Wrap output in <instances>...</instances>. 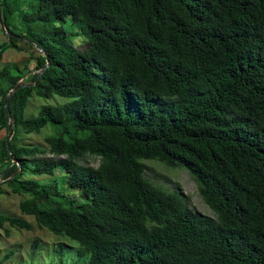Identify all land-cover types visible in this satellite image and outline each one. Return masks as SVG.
Wrapping results in <instances>:
<instances>
[{"label": "trees", "instance_id": "1", "mask_svg": "<svg viewBox=\"0 0 264 264\" xmlns=\"http://www.w3.org/2000/svg\"><path fill=\"white\" fill-rule=\"evenodd\" d=\"M0 6L17 37L0 44V62L18 39L42 51L30 83L28 68L0 70V133L9 121L16 136L52 130L46 146L11 140L9 150L0 139V173L29 196L23 215L77 243L87 264H264V0ZM34 96L68 102L28 117ZM87 155L101 157L99 167L82 165ZM145 160L186 169L216 219L148 181ZM28 173L61 174L83 201ZM6 225L32 230L0 212Z\"/></svg>", "mask_w": 264, "mask_h": 264}, {"label": "rangeland", "instance_id": "2", "mask_svg": "<svg viewBox=\"0 0 264 264\" xmlns=\"http://www.w3.org/2000/svg\"><path fill=\"white\" fill-rule=\"evenodd\" d=\"M16 35L7 33V29H3L0 23V44L9 42L10 38ZM75 43L79 48L86 46L83 38L74 37ZM19 48L8 49L2 61L0 62V70L5 66H15L19 70L29 69V73L22 82L30 83L36 70V57L39 55L37 48H32L27 42L18 39ZM68 102L67 99L58 96L54 99L46 100L38 96H34L30 100V105L26 109V116H38L41 107L50 104H63ZM52 130L50 128L43 129L40 133L26 134L20 130L19 134L13 135L11 140L20 145L26 146H46V138L50 136ZM8 133L3 130L0 133V139H7ZM102 158L95 155H87L80 160L84 166L97 168L101 164ZM145 177L157 187L162 188L168 193L178 192L185 201L188 208L195 210L205 216L216 219L215 212L203 199L199 185L192 175L184 168H170L165 164L156 160H145ZM61 174L50 175H33L25 174V179H37L42 183H57L67 196L75 197L82 200L79 194L71 189L64 182ZM6 181L0 173V187L3 193H0V212L25 218L32 224V230H18L9 225L5 229H0V264H87V260L78 256L79 245L65 237L57 236L46 228H39L33 216L23 215L20 212L19 204L23 199L28 198L27 195H18L12 192L7 186ZM83 201V200H82ZM37 240L36 251H33L32 245ZM59 244L65 245L64 255L56 252ZM14 254L5 258L10 252Z\"/></svg>", "mask_w": 264, "mask_h": 264}, {"label": "water", "instance_id": "3", "mask_svg": "<svg viewBox=\"0 0 264 264\" xmlns=\"http://www.w3.org/2000/svg\"><path fill=\"white\" fill-rule=\"evenodd\" d=\"M0 23H1L2 28L5 29L6 27H5V25H4V21H3V17H2L1 6H0ZM7 33H9V34L11 35V33H10L8 30H7ZM40 52H42V51L40 50ZM48 61H49V60H48ZM49 65H50V63L47 64V66L43 69V71H44ZM43 71H42V72H43ZM42 72H41V73H42ZM38 79H39V78H38ZM21 86H22L21 83H19L18 85H16V86L14 87V89L11 90L10 94L7 96V98H6V100H5V109H6V112H7V113H8V105H9L10 97H11V96L14 94V92H15L16 90H18ZM13 134H14L13 125H12V123L9 121V135H8V137H7V139H6L9 150H10V146H11V138H12ZM12 158H13V163H17V162H18L17 159L14 158V156H12Z\"/></svg>", "mask_w": 264, "mask_h": 264}]
</instances>
